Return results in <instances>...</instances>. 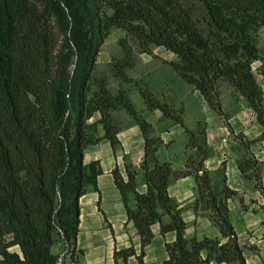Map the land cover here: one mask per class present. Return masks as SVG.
Segmentation results:
<instances>
[{
    "label": "trees",
    "instance_id": "1",
    "mask_svg": "<svg viewBox=\"0 0 264 264\" xmlns=\"http://www.w3.org/2000/svg\"><path fill=\"white\" fill-rule=\"evenodd\" d=\"M187 1L203 6L200 22ZM262 29L264 0H0V264H62L52 253L58 243L79 264L80 202L91 189L99 193L103 174L99 163L85 164V152L107 140L116 153L119 128L110 112L121 108L141 130L144 156L140 171L127 167L126 179L118 167L112 173L128 224L140 238L139 248L115 251V264H130L132 258L144 264L155 225L163 236L176 235L175 243L166 245L169 259L163 264H246L229 217V201L238 193L225 178L221 190L213 185L206 167L212 153L206 126L199 123L189 135L190 155L185 170L178 171L172 162L159 161L163 142L126 94L111 97L103 87L89 96L102 47L113 31H122L142 54L151 55V47L173 54L178 61L170 66L217 114H222L219 83L232 84L264 130V88L254 71L256 63H264L258 45ZM258 73L264 79V68ZM136 85L151 111L182 125L175 109ZM97 113L103 139L93 137L95 125L89 124ZM262 141L264 132L244 148ZM258 168L252 157L239 163L245 177L257 178ZM221 172L225 176V164ZM140 174L145 195L137 191ZM189 177L199 193L194 209L211 213L221 239H186L183 210L169 188ZM16 247L20 254L12 251Z\"/></svg>",
    "mask_w": 264,
    "mask_h": 264
},
{
    "label": "crops",
    "instance_id": "2",
    "mask_svg": "<svg viewBox=\"0 0 264 264\" xmlns=\"http://www.w3.org/2000/svg\"><path fill=\"white\" fill-rule=\"evenodd\" d=\"M260 56L264 59L263 50H260ZM255 65L261 67L263 64ZM257 81L264 88L263 77ZM249 110L252 114V122L247 121L243 125L237 123V126L243 136L251 137L250 142H254L262 137L264 130L257 122L255 113L250 108ZM112 116L119 128L120 148L115 153L110 142L102 140L85 152V164L99 163L103 174L98 178L99 193L91 189L80 202L81 224L78 249L83 250V255L79 264H115L114 253L117 249H127L132 245L139 248L140 244L134 225L128 224L127 211L115 186L112 173L118 167L126 179V168L132 169L141 163L144 156V138L137 124L129 116L118 112H114ZM100 119L101 116L95 121L92 119L89 124H97ZM177 128L174 127L169 131L173 132ZM210 129L211 126L208 129L207 139L212 153L206 162L207 170L211 173L216 188L222 189L225 178L226 186L238 193L237 198L229 201V217L239 244L243 248L246 264H264V141L252 145L250 150H244L240 145L226 143L223 140L227 137L224 130L220 129L214 133L215 130ZM99 131V138L103 139V128L100 127ZM169 131L161 134L166 146L159 150L158 159L161 162L171 160L176 169H184L186 143L181 150H178L174 139L170 138L172 132ZM165 136L169 139H165ZM248 153L254 155L252 158L259 163L257 178L254 175L245 177L239 169V163L247 159ZM223 164H225V176L221 172ZM137 191L140 195L147 193L142 177H139ZM169 196L179 209L183 210L182 215L187 224L186 239L189 242L221 239V234L212 221L211 213L202 207L198 210L194 209L199 193L192 177L172 184L169 188ZM248 199H251V207H248ZM130 206L136 209L134 197H131ZM152 231L154 239L146 248L144 264H163L169 259L166 245L174 244L176 235L175 233L161 235L159 225L153 226ZM12 251L20 254L18 247ZM64 252L62 243L56 244L52 249V253L61 258ZM202 257L206 259L208 252H203ZM62 264L74 263L66 259ZM130 264L138 263L132 258Z\"/></svg>",
    "mask_w": 264,
    "mask_h": 264
},
{
    "label": "rangeland",
    "instance_id": "3",
    "mask_svg": "<svg viewBox=\"0 0 264 264\" xmlns=\"http://www.w3.org/2000/svg\"><path fill=\"white\" fill-rule=\"evenodd\" d=\"M185 6L195 20L200 22L203 6L196 1H187ZM258 45L259 49L264 51V29L258 34ZM150 50L151 55L142 54L135 40L128 37L122 31H113L96 59L89 98L93 97L103 87L111 97L116 98L120 94H126L134 111L151 125L154 137L162 140L163 145L161 148L166 146L161 137L162 132H167L172 128L174 129V127H178L177 130L171 131L170 138L174 139L173 141L176 143L178 150H181L186 143L184 169H176L173 161H167L172 162L174 168L178 171L185 170L190 155L187 150L189 135L196 132L199 123L206 126L207 136L210 126L211 131L215 130L214 133L220 129L224 130L223 132L227 134V137L223 140L228 144L244 147L246 143L251 141L249 139L251 137L241 136L242 133L239 132L237 123L240 125H243L247 121L251 123L252 114L247 102L240 96L232 84L225 80L219 83L218 93L222 114H217L203 101L204 99L201 94L191 86L185 84L178 73L170 66L171 63L178 61L173 54L162 48L151 47ZM263 68L264 63L261 67L254 65L255 77L258 80L262 77L258 73V70ZM137 83H141L142 87L150 91L162 105H169L175 109L176 114L182 118V125H176L171 120L166 119L159 110L151 111L147 107L136 85ZM114 112L127 115L133 119L125 109L112 110L110 115L115 124L116 120L112 116ZM99 116L101 115L97 113L93 121ZM100 121L94 124L95 127L92 130L94 138H99V128L102 127ZM165 139L168 140L169 137L165 136ZM250 147L249 150L251 149ZM244 150L246 149L244 148ZM252 156L254 155L248 153L246 157L250 158ZM142 161L132 168V170L140 171ZM139 177L143 178V176L141 174L138 176V182ZM248 203V207H251V199H248ZM81 251L83 252V250ZM70 258V255L65 251L62 257L63 261L66 259L70 260ZM80 258L81 256L79 257V263Z\"/></svg>",
    "mask_w": 264,
    "mask_h": 264
}]
</instances>
